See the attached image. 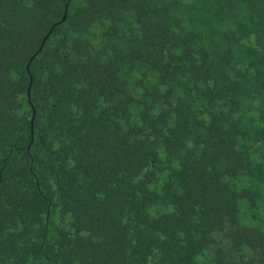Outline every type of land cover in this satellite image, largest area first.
I'll list each match as a JSON object with an SVG mask.
<instances>
[{
	"label": "trees",
	"instance_id": "1",
	"mask_svg": "<svg viewBox=\"0 0 264 264\" xmlns=\"http://www.w3.org/2000/svg\"><path fill=\"white\" fill-rule=\"evenodd\" d=\"M0 264H264V0H0Z\"/></svg>",
	"mask_w": 264,
	"mask_h": 264
},
{
	"label": "water",
	"instance_id": "2",
	"mask_svg": "<svg viewBox=\"0 0 264 264\" xmlns=\"http://www.w3.org/2000/svg\"><path fill=\"white\" fill-rule=\"evenodd\" d=\"M67 8H68V5L66 6V12H65L64 17H63V19H62V22L65 21V19H66V16H67ZM41 49H42V48H41ZM41 49H40L39 51H41Z\"/></svg>",
	"mask_w": 264,
	"mask_h": 264
}]
</instances>
